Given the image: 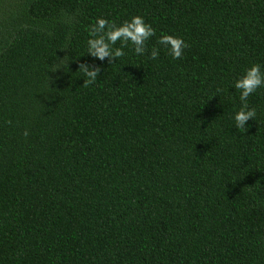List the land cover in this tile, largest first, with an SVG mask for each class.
<instances>
[{
    "label": "trees",
    "instance_id": "1",
    "mask_svg": "<svg viewBox=\"0 0 264 264\" xmlns=\"http://www.w3.org/2000/svg\"><path fill=\"white\" fill-rule=\"evenodd\" d=\"M134 16L145 53L88 54ZM254 64L264 0H0V264H264V87L234 119Z\"/></svg>",
    "mask_w": 264,
    "mask_h": 264
},
{
    "label": "clouds",
    "instance_id": "2",
    "mask_svg": "<svg viewBox=\"0 0 264 264\" xmlns=\"http://www.w3.org/2000/svg\"><path fill=\"white\" fill-rule=\"evenodd\" d=\"M154 35L155 30L151 24L146 23L141 16H134L130 21H125L119 26L115 22L110 23L107 19L100 18L90 28L91 38L87 41L88 54L100 60L109 58V62L113 64L125 55L123 49L128 46L129 42L134 46L137 55L145 53L146 41ZM118 41L121 42V47L113 48L112 46L116 45ZM157 42L164 46L174 59L181 58L184 49L188 47L182 38L173 35H163ZM158 55L159 49L154 47L151 50V58L156 59ZM79 71L87 77L84 80V86L87 87L96 82L102 69L99 67L93 69L89 65L81 63ZM234 87L239 91L241 101V107L234 117L236 129H247L246 123L249 120H255L256 117L255 108H249L248 98L258 88L264 87V73L261 71V66L254 64L247 69L245 74L235 81ZM27 134L25 132V135Z\"/></svg>",
    "mask_w": 264,
    "mask_h": 264
},
{
    "label": "rangeland",
    "instance_id": "3",
    "mask_svg": "<svg viewBox=\"0 0 264 264\" xmlns=\"http://www.w3.org/2000/svg\"><path fill=\"white\" fill-rule=\"evenodd\" d=\"M2 9V8H1Z\"/></svg>",
    "mask_w": 264,
    "mask_h": 264
}]
</instances>
